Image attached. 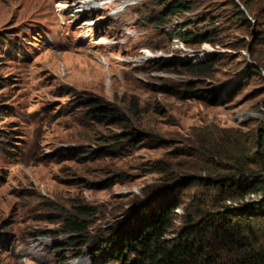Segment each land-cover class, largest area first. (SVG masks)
Instances as JSON below:
<instances>
[{
  "label": "rangeland",
  "instance_id": "obj_1",
  "mask_svg": "<svg viewBox=\"0 0 264 264\" xmlns=\"http://www.w3.org/2000/svg\"><path fill=\"white\" fill-rule=\"evenodd\" d=\"M77 1L0 0V264H99L95 248L160 201L168 171L203 175L191 154L200 142L207 152L210 133L237 151L264 135V0H192L162 22L161 0L117 14L127 0L80 14ZM187 29L209 40L174 37ZM91 99L119 120L99 119ZM198 188L172 191L181 203L167 238L201 211L190 207ZM67 218L87 224L85 245L62 230Z\"/></svg>",
  "mask_w": 264,
  "mask_h": 264
},
{
  "label": "trees",
  "instance_id": "obj_2",
  "mask_svg": "<svg viewBox=\"0 0 264 264\" xmlns=\"http://www.w3.org/2000/svg\"><path fill=\"white\" fill-rule=\"evenodd\" d=\"M241 2L250 9L246 2ZM159 4L163 6L158 14L161 22L175 13L192 10V0L170 3L161 0ZM174 37L187 45H201L209 40L205 33L190 29ZM213 63L214 60L208 59L199 65L187 66L193 71L205 70ZM211 98L215 102V96ZM89 105L96 107L99 119L116 121L121 117L116 108L100 99H91ZM225 135L221 130L210 133L206 139L210 144L207 152L200 149L206 142H200L199 149L193 150L191 155L198 166L194 169L205 170L203 175L181 179L168 171L171 178L157 191L160 201L154 199L143 207L141 214L110 228L103 246L95 248L99 264L111 261L117 264H264V135L255 146L251 139L247 140L248 146L241 151L234 150ZM253 164L256 171L250 167ZM157 170L166 172L162 168ZM189 184L199 186L191 197L190 207H200L201 211L194 216H183L182 227L167 238L174 227L173 211L181 203L180 197L172 191ZM251 195L256 199L251 200ZM75 209L81 214L94 211L93 207L83 205ZM86 227L87 224L77 218L62 222V230L73 234L71 240L80 246L88 241L81 238Z\"/></svg>",
  "mask_w": 264,
  "mask_h": 264
},
{
  "label": "bare ground",
  "instance_id": "obj_3",
  "mask_svg": "<svg viewBox=\"0 0 264 264\" xmlns=\"http://www.w3.org/2000/svg\"><path fill=\"white\" fill-rule=\"evenodd\" d=\"M99 1L100 0H78L74 6H76V8L74 9L76 12L80 13H86L87 11L97 8L99 6ZM131 3L127 0L124 1V3L116 8L117 10L114 12V14L119 13L123 8H125L127 5H130ZM73 5L68 6V9H73L74 8ZM111 15V14H110ZM113 15V14H112ZM82 261L84 262V259H80V260H76L74 262V264H81Z\"/></svg>",
  "mask_w": 264,
  "mask_h": 264
}]
</instances>
